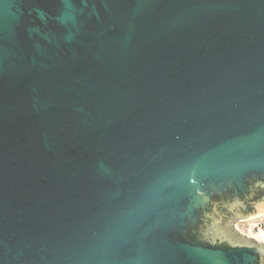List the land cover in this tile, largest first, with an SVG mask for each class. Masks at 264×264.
Segmentation results:
<instances>
[{
	"label": "water",
	"instance_id": "1",
	"mask_svg": "<svg viewBox=\"0 0 264 264\" xmlns=\"http://www.w3.org/2000/svg\"><path fill=\"white\" fill-rule=\"evenodd\" d=\"M264 0H0V264H264Z\"/></svg>",
	"mask_w": 264,
	"mask_h": 264
},
{
	"label": "built area",
	"instance_id": "2",
	"mask_svg": "<svg viewBox=\"0 0 264 264\" xmlns=\"http://www.w3.org/2000/svg\"><path fill=\"white\" fill-rule=\"evenodd\" d=\"M239 222H241V228L243 229L241 234L248 239H253L261 243L264 247V212L248 218H243L235 222V225Z\"/></svg>",
	"mask_w": 264,
	"mask_h": 264
},
{
	"label": "rangeland",
	"instance_id": "3",
	"mask_svg": "<svg viewBox=\"0 0 264 264\" xmlns=\"http://www.w3.org/2000/svg\"><path fill=\"white\" fill-rule=\"evenodd\" d=\"M243 218H239V219H236L233 223H232V225H233V231H234V233L235 234H237L238 236H240V237H243V238H246L244 235H242L241 234V232H243L242 230V226H241V222H239V223H236V225H235V222H237V221H239V220H242ZM238 225V226H237ZM235 226H236V228H235ZM239 227V228H238ZM248 239V238H247Z\"/></svg>",
	"mask_w": 264,
	"mask_h": 264
}]
</instances>
